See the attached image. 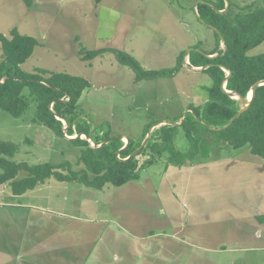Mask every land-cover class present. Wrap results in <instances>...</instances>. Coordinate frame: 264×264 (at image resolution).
I'll list each match as a JSON object with an SVG mask.
<instances>
[{
  "label": "rangeland",
  "instance_id": "rangeland-1",
  "mask_svg": "<svg viewBox=\"0 0 264 264\" xmlns=\"http://www.w3.org/2000/svg\"><path fill=\"white\" fill-rule=\"evenodd\" d=\"M261 2L224 0V8L247 13ZM200 3L33 0L27 7L21 0H0V32L9 37L17 28L38 40L21 64L24 71L40 67L86 78L91 86L81 95L79 120L88 122L94 135L101 126L109 127L126 145L128 137L141 136L146 123L163 121L150 128V136L180 115L181 122L190 104L204 105L211 79L183 67L169 78L134 83V72L112 54L82 61L80 50L112 47L133 55L144 69L173 67L182 50L200 43L214 49L213 30L196 15ZM105 7L121 13L112 38L105 32L106 19H111ZM260 53L264 41L249 50L250 55ZM29 103L19 117L0 110V140L16 144L13 159L54 164L67 160L78 169L80 148L66 140L74 136L66 133L68 125L63 126L66 139L56 136L33 121L35 105ZM179 146L185 148L186 142L179 139ZM232 152L213 154L219 165L202 177L167 176L168 166L158 160L138 180L101 190L55 178L22 195H14L8 184L0 185V264H264V226L261 230L252 219L230 217L227 168ZM238 152L253 156L246 148ZM218 206L225 209L217 211Z\"/></svg>",
  "mask_w": 264,
  "mask_h": 264
},
{
  "label": "trees",
  "instance_id": "trees-1",
  "mask_svg": "<svg viewBox=\"0 0 264 264\" xmlns=\"http://www.w3.org/2000/svg\"><path fill=\"white\" fill-rule=\"evenodd\" d=\"M21 1L27 7L33 3V0ZM205 1L219 10L224 8V0ZM197 11L224 38V48L219 49V34L211 31L215 35L214 49L206 50L199 42V46L194 47L202 52L194 48L189 53L192 66L209 65L202 70L211 79L210 86L206 87L208 100L204 105L190 104V111L181 122L182 115L175 118L174 123L156 128L138 152L136 150L150 128L163 121L146 123L141 136L137 140L128 137L126 145L121 134H110L109 127H98L94 135L88 122L79 120L78 112L81 95L90 88V82L82 76L40 67L32 72L24 71L21 64L32 55L38 40L20 33L17 28L9 31V37L0 32V110L19 117L29 108L30 99L35 105V123L46 126L64 139L63 126L66 123V133L74 135L66 140L80 148L76 159L80 167L74 169L67 160L59 164L15 160L16 144L0 140V185L8 184L14 195H22L47 179L55 178L101 190L106 185L119 187L138 180L141 172L158 160H164L167 166L181 167L209 160L221 150L241 148L264 159V84L256 88L251 104L239 115V101L221 88L226 76L221 66L231 70L226 89L243 97L248 95L255 82L264 80V53L249 54V50L264 41V0L247 13H231V6L228 11L217 13L204 2L198 5ZM215 52L218 56L214 58L204 55ZM104 53L112 54L120 65L129 67L134 72V83L169 78L184 67L185 50L177 56L175 66L164 69H144L133 55L112 47L80 50L82 61ZM179 139L186 142L185 148L179 146Z\"/></svg>",
  "mask_w": 264,
  "mask_h": 264
},
{
  "label": "crops",
  "instance_id": "crops-1",
  "mask_svg": "<svg viewBox=\"0 0 264 264\" xmlns=\"http://www.w3.org/2000/svg\"><path fill=\"white\" fill-rule=\"evenodd\" d=\"M104 11L105 15L111 18L110 20L106 19L105 32L107 37L112 38L116 28L119 26L121 13L111 7H105ZM232 153L229 154L232 159H229L231 162L227 168V172L231 177V181L227 185L231 202L228 209L233 213L230 214V217L234 220L252 219L259 225V229L262 230L264 226V218L262 219L264 216V164L262 163L264 162L263 160H255L253 156H245L246 152L236 153V150H234ZM218 165V160L211 157L209 160L197 161L187 166L177 167L170 165L167 167L168 169L165 171V174L167 176L173 175L174 177H177V175L182 177H202L211 168ZM216 209L218 211L225 208L218 206ZM190 213H192V210L188 211V214ZM180 218L177 216L178 220Z\"/></svg>",
  "mask_w": 264,
  "mask_h": 264
},
{
  "label": "water",
  "instance_id": "water-1",
  "mask_svg": "<svg viewBox=\"0 0 264 264\" xmlns=\"http://www.w3.org/2000/svg\"><path fill=\"white\" fill-rule=\"evenodd\" d=\"M200 2H204V3L208 4V5L211 6V7H212L217 13H224V12L227 10V6H226V8H224L223 10H219V9H217L216 7H214L213 5H211L209 2L202 1V0H200ZM196 15H197L198 20H199L202 24H204L205 26L209 27L211 30H213V31H215V32H217V33L219 34L220 41H221L222 44H223V43H224V38H223V36L219 33L218 29L215 28V27H213V26H211V25H209L208 23H206V22L200 17V15H199V13L197 12V10H196ZM192 50H194V48H188L187 50H185L184 59H183V62H182L183 66H184L185 68H187L188 70H191V71H193V72H199V71H202V70L206 69L209 65H206V66H200V67H194V66L189 65V63H188V61H187L186 58L189 56V53H190ZM196 50L202 52L200 49H196ZM204 55H205L206 57H208V58H214V57L218 56V53H217V54H213V55H212V54H211V55L204 54ZM220 66H221V65H220ZM221 68H223V69L227 72V74H226V76H225V78L223 79V82H222V84H221V88H222V90H223L224 92H226L231 98H237V99H238V101H239V103H240V105H241V109L239 110V112H238V114H237V115H239L243 110H245V109H247V108L249 107V105L251 104L252 99H253V97H254V94H255V90H256V88H257L258 86L264 84V80H260V81L255 82V83L251 86V89H250L248 95H247L246 97H243L241 94H239V93L236 92V91H231V90H227V89H226V82H227V80H228V79L230 78V76H231V70L227 69V68L224 67V66H221ZM169 123L171 124L172 122H169ZM149 133H150V130L148 131V133H147V135H146L144 141L142 142L141 146L136 150V152H138V151H139V150H140V149L146 144V142H147V140H148V138H149ZM73 137H74V136H73ZM70 138H72V137H70ZM136 152H135V153H136Z\"/></svg>",
  "mask_w": 264,
  "mask_h": 264
}]
</instances>
